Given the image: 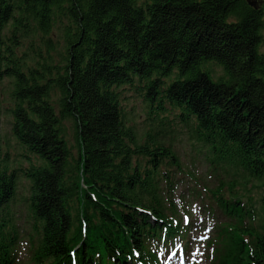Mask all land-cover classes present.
Returning <instances> with one entry per match:
<instances>
[{
    "label": "trees",
    "instance_id": "16d2710c",
    "mask_svg": "<svg viewBox=\"0 0 264 264\" xmlns=\"http://www.w3.org/2000/svg\"><path fill=\"white\" fill-rule=\"evenodd\" d=\"M262 47L247 0H0V264L27 234L29 264H173L191 198L209 264H264ZM6 79L28 168L2 150Z\"/></svg>",
    "mask_w": 264,
    "mask_h": 264
},
{
    "label": "rangeland",
    "instance_id": "374dc122",
    "mask_svg": "<svg viewBox=\"0 0 264 264\" xmlns=\"http://www.w3.org/2000/svg\"><path fill=\"white\" fill-rule=\"evenodd\" d=\"M256 2L257 7H262L264 9V0H254ZM264 49V47H262ZM219 71V69H218ZM138 83V82H136ZM4 93L2 96V121H1V138H2V150L3 154L6 152L10 153V158L12 161H15V164H21L24 168H28L30 166V162L25 158L24 155L27 154V150L25 147H22L17 139L14 137L12 133V108L14 107V101L11 98L9 91L10 86L8 83V79L4 81L3 84ZM121 98L123 99L126 110L131 114L141 112L142 103L141 98L138 96L139 94L136 92L134 88L131 86H122L121 87ZM133 108H135V112H133ZM144 119V115H142V120ZM65 126L67 127V135L69 141L73 142V126L71 121H65ZM178 144L179 149L181 150L182 158L185 162H188L189 158L194 154L193 148L191 147V143L187 140V135H179L178 138L174 141ZM30 154V153H29ZM30 159L34 161L35 156L30 154ZM23 184H27L26 180L23 181ZM190 208L192 211V219L197 224V227L191 234V247L186 254L184 251H180L179 253H174L172 262L173 264H209V247H207L206 239L207 237L212 236L214 233V229L212 227H206L205 218L198 212V207L200 205V201L195 198H191L189 200ZM18 207V206H16ZM23 211V209H21ZM201 221L202 223L198 222ZM208 223V222H207ZM209 224V223H208ZM19 228H21L22 233H26L28 231L32 232L31 218L27 217V212L22 214V218L19 222ZM25 235V234H24ZM29 239V234L25 235L24 240L19 245L18 249V262L21 264H29V251L27 244V240Z\"/></svg>",
    "mask_w": 264,
    "mask_h": 264
},
{
    "label": "water",
    "instance_id": "95a60500",
    "mask_svg": "<svg viewBox=\"0 0 264 264\" xmlns=\"http://www.w3.org/2000/svg\"><path fill=\"white\" fill-rule=\"evenodd\" d=\"M247 1H248V3H249L250 5L257 7V6H256V2H255L254 0H247Z\"/></svg>",
    "mask_w": 264,
    "mask_h": 264
}]
</instances>
